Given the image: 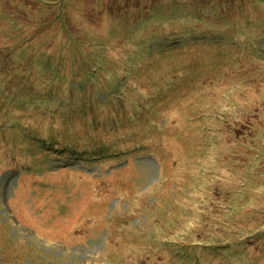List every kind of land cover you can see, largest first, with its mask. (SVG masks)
Listing matches in <instances>:
<instances>
[{"label":"rangeland","instance_id":"obj_1","mask_svg":"<svg viewBox=\"0 0 264 264\" xmlns=\"http://www.w3.org/2000/svg\"><path fill=\"white\" fill-rule=\"evenodd\" d=\"M152 1L0 0V264H264V0Z\"/></svg>","mask_w":264,"mask_h":264},{"label":"trees","instance_id":"obj_2","mask_svg":"<svg viewBox=\"0 0 264 264\" xmlns=\"http://www.w3.org/2000/svg\"><path fill=\"white\" fill-rule=\"evenodd\" d=\"M156 2H159V0H153L152 1V3H156ZM235 2L237 4H234V7L238 6L236 8H244L245 9L244 14H248L247 12H249V11H246L248 8H251L253 11H255V9L256 10H261V8L257 5V1L256 0H236ZM217 5H218V7H211L210 6L212 13H214V12L215 13H217V12L221 13L223 11H226V9H227L226 6H221V5H223L222 1H220V4L217 3ZM236 8H234V9H236ZM249 14H250V12H249ZM0 71H2V69H0Z\"/></svg>","mask_w":264,"mask_h":264}]
</instances>
